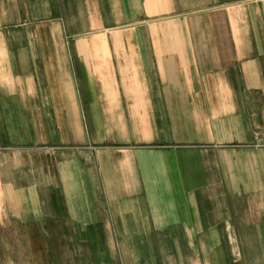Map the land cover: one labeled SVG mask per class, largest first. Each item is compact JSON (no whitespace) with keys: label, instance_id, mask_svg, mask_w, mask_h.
Wrapping results in <instances>:
<instances>
[{"label":"crops","instance_id":"0c3cea01","mask_svg":"<svg viewBox=\"0 0 264 264\" xmlns=\"http://www.w3.org/2000/svg\"><path fill=\"white\" fill-rule=\"evenodd\" d=\"M0 264H264V0H0Z\"/></svg>","mask_w":264,"mask_h":264}]
</instances>
